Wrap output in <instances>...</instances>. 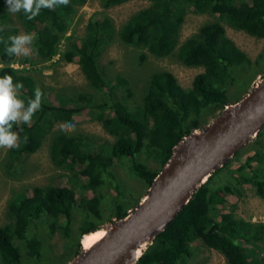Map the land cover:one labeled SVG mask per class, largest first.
Here are the masks:
<instances>
[{
	"label": "trees",
	"instance_id": "16d2710c",
	"mask_svg": "<svg viewBox=\"0 0 264 264\" xmlns=\"http://www.w3.org/2000/svg\"><path fill=\"white\" fill-rule=\"evenodd\" d=\"M85 1L15 0L18 19L30 37L37 60L49 61L58 55L65 39L60 58L80 65L91 86L103 94L97 98L80 92L75 98L58 97L53 103V95L48 98L46 89L33 75L13 66L30 62L31 58L17 60L19 29L5 1L0 0V90L25 111L19 123L0 98V141L13 133L17 139L7 150L6 160L20 163L38 150L55 122H70L84 113L114 138L110 142L64 130L51 135L50 158L70 175L53 185L34 187L30 196L20 194L9 203L10 222L0 226V264H22V249L29 259H43V241L36 232L31 233L32 228L50 220L48 229L61 231L69 239L74 210L80 207L84 219L67 258L77 256L83 235L87 234L85 238L104 222L126 216L139 200L125 204L118 201L124 191L112 172L115 162L125 161L131 175L148 189L177 144L204 127V115H213L238 101L254 79L264 75V51L252 60L227 37L223 25L264 39V0H147L150 4L134 13L118 35L123 43L147 49L157 57L175 51L187 11L208 14L216 20L202 25L178 47L177 56L184 65L202 68L190 88H183L172 73L156 71L149 76L140 102L129 106L117 97L116 86L98 63L102 47L115 34L107 17L90 20L82 39L66 36ZM99 1L100 7L107 9L130 0ZM140 59L144 62L145 55ZM117 84L127 85V81L119 77ZM132 96L128 91L127 99ZM142 154L156 162L159 169H150L140 161ZM108 187H112L109 195L114 207L104 221L101 204L104 193L110 191ZM250 193L264 200V127L197 189L135 264L201 263L198 257L203 250L220 253L226 264H264V222L236 216L238 203Z\"/></svg>",
	"mask_w": 264,
	"mask_h": 264
},
{
	"label": "rangeland",
	"instance_id": "374dc122",
	"mask_svg": "<svg viewBox=\"0 0 264 264\" xmlns=\"http://www.w3.org/2000/svg\"><path fill=\"white\" fill-rule=\"evenodd\" d=\"M10 16L15 26L19 29L18 41L19 49L17 51V60L31 58L30 62L23 64H14L17 69H25L46 89V95H53V103H57L59 98H75L78 93L84 92L94 97H102V92L96 91L83 74L80 65L77 63H68L60 58L66 45L63 39L59 45L58 55L51 60L41 62L33 49L29 35L24 31L17 16L18 5L15 0H4ZM150 4L147 0H130L124 4L113 6L107 9L100 7L99 0H86L78 8L74 15L70 28L66 36H75L82 39L86 35V26L90 20L104 15L109 20L115 30V34L109 44L104 45L98 58L101 70L112 85L116 86V95L119 99H125L129 106H134L140 102L142 94L145 91L149 76L156 71H168L177 79L183 88H190L194 77L202 72V68L188 67L184 65L177 56L178 47L198 29L207 23L214 22L216 19L208 14H197L187 11L181 24L178 45L173 53L168 56L157 57L152 55L147 49L138 48L123 43L118 35L121 27L136 12L146 8ZM225 32L249 58L255 60L257 55L264 51V39H257L247 35L243 31H238L223 22ZM141 55H145V61L141 62ZM121 77L127 81V85H116L117 78ZM262 75L257 76L250 84V88ZM248 88V90L250 89ZM247 90V91H248ZM132 91V97H126L127 92ZM235 89H232L234 92ZM246 91V92H247ZM231 92V93H232ZM245 94V93H244ZM243 94V95H244ZM59 97V98H58ZM0 98L6 106L15 114L19 123L25 118V111L11 97H7L0 90ZM233 98L232 100H235ZM217 110L213 115L206 114L203 126L209 124L220 112ZM58 130H64L73 133H83L96 136L112 142L114 138L109 135L102 126L92 119L88 114H81L73 118L70 122H55L50 134L42 141L38 150L20 163H10L6 160L7 150L16 143V133L0 141V226L9 223L8 205L20 194L30 196L34 187H46L53 185L66 175L69 171L56 167L50 158L51 135ZM139 160L146 163L150 169L158 170L159 165L153 160H148L146 154H142ZM112 172L119 180V184L124 191V196L118 201L126 203L131 200L138 202L130 209L132 210L147 193L145 185L128 171L126 162H115L112 166ZM104 193L101 209L103 220L111 216L113 210V198L111 195L112 187ZM113 192V191H112ZM88 197V196H86ZM119 198V197H118ZM128 210V212L130 211ZM236 216L251 222H264V200L250 193L238 203ZM84 219V214L80 207L75 208L73 213L72 237L66 239L61 231H50L48 223L50 220H43L36 227L32 228L31 233L36 232L43 241V259H29L24 256L22 264H68L73 258L70 256L71 250L78 236V228ZM62 221L59 222L61 225ZM108 224L104 222L103 226ZM83 239V241H82ZM84 239L80 238V242ZM198 257L201 263L195 264H226L225 258L214 250L199 251ZM58 258V259H57Z\"/></svg>",
	"mask_w": 264,
	"mask_h": 264
},
{
	"label": "water",
	"instance_id": "95a60500",
	"mask_svg": "<svg viewBox=\"0 0 264 264\" xmlns=\"http://www.w3.org/2000/svg\"><path fill=\"white\" fill-rule=\"evenodd\" d=\"M263 127L264 75L238 101L226 105L209 124L184 137L140 202L126 216L91 232L104 230L105 233L90 247L82 246L81 252L68 264H135L197 189Z\"/></svg>",
	"mask_w": 264,
	"mask_h": 264
},
{
	"label": "bare ground",
	"instance_id": "6f19581e",
	"mask_svg": "<svg viewBox=\"0 0 264 264\" xmlns=\"http://www.w3.org/2000/svg\"><path fill=\"white\" fill-rule=\"evenodd\" d=\"M104 233H105L104 230H101V231H98L94 234H90V235L86 236L84 239L85 247L86 248L90 247L94 242L99 240L104 235Z\"/></svg>",
	"mask_w": 264,
	"mask_h": 264
},
{
	"label": "built area",
	"instance_id": "2783aa9c",
	"mask_svg": "<svg viewBox=\"0 0 264 264\" xmlns=\"http://www.w3.org/2000/svg\"><path fill=\"white\" fill-rule=\"evenodd\" d=\"M15 68H18V66L13 65Z\"/></svg>",
	"mask_w": 264,
	"mask_h": 264
}]
</instances>
